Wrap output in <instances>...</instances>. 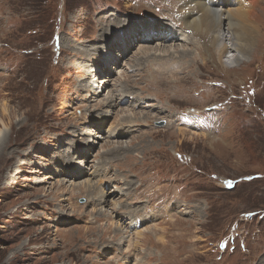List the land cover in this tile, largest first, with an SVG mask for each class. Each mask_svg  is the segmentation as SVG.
Listing matches in <instances>:
<instances>
[{
    "label": "rangeland",
    "instance_id": "rangeland-1",
    "mask_svg": "<svg viewBox=\"0 0 264 264\" xmlns=\"http://www.w3.org/2000/svg\"><path fill=\"white\" fill-rule=\"evenodd\" d=\"M185 2L0 0V264H264V0L249 6L256 42L234 69L236 52L220 57L210 29H187ZM151 22L184 28L192 44L154 58L166 34L142 33L104 68L114 35ZM97 75L103 97L84 86ZM199 113H213L215 130H190H202ZM117 201L143 239L115 233Z\"/></svg>",
    "mask_w": 264,
    "mask_h": 264
},
{
    "label": "bare ground",
    "instance_id": "bare-ground-1",
    "mask_svg": "<svg viewBox=\"0 0 264 264\" xmlns=\"http://www.w3.org/2000/svg\"><path fill=\"white\" fill-rule=\"evenodd\" d=\"M260 0H186V2L180 7V12L183 15V18L186 19V27L187 29L191 32L192 35H195V32L198 30H203V29H210L211 32H213L214 34V38L215 39V50H217L219 56H223L225 53H227L228 50H232L233 52H236V55L234 57V55H232V58L230 60V64L232 69L235 68V64L236 65H240L241 63L244 62V60H247V54L250 53V50L254 49V45L256 42V36H257V29L255 26V23L252 21L251 18V11L249 10V6H254L257 3H259ZM236 3V5H235ZM237 7V8H235ZM174 25V24H173ZM157 25L153 22L151 23H141V24H132V25H128V29L129 31L126 33V30L120 32L121 36L118 38V34L114 35V37H112L111 41L105 46L103 47L104 52L102 50V54L104 55L102 60H101V64L104 65V68H107L108 65H112L113 62L114 64H117L119 60H122L126 57V55L129 56V54H131V46L134 47L133 45V41L136 39V36H139L140 34L144 33V41H146L145 43L149 42L151 39H154V37L152 36V34L157 33L158 31H160L164 35V37L161 40V43H159V45L161 46V48L164 46V49H160L157 50L158 53L155 55H152L154 58L156 56H161L162 58L164 57L165 53H169L168 47H171L173 49V44H175L176 42H181V43H189L192 44V41L190 39V36L187 35L188 32H186V30L184 28H181V30L175 29L174 27L170 26V25H161L156 27ZM125 27V28H127ZM209 30V31H210ZM200 34V33H199ZM199 36V35H198ZM212 36V35H211ZM225 36L229 37L228 40H226ZM226 40V42L228 41V43L231 42L229 49H227L226 44H222L223 42V38ZM142 38V37H140ZM190 39V40H189ZM197 39V38H196ZM209 39V36H208ZM155 41V40H154ZM114 42V43H113ZM167 43L169 44V46H165L163 45V43ZM236 43V44H235ZM117 44L118 47L122 50V54L120 57L119 55H117V53H115L113 55V46ZM126 44V46H125ZM232 45V46H231ZM138 46V45H137ZM143 46V45H142ZM145 47V46H144ZM175 47V46H174ZM179 47V46H178ZM149 49V48H148ZM146 51V50H144ZM185 51V50H184ZM147 52V51H146ZM146 52L144 53L143 50H141V54L146 55ZM176 52V51H175ZM173 53V52H172ZM174 54V53H173ZM179 54V53H178ZM148 55V54H147ZM163 55V56H162ZM177 55V53H176ZM175 56V55H174ZM185 56V54H184ZM250 56V55H249ZM144 57V56H143ZM145 59V58H144ZM150 60V59H149ZM148 62V61H146ZM139 63V62H138ZM143 63V62H142ZM151 63V62H150ZM137 65V64H136ZM135 65V66H136ZM100 67V66H99ZM237 67V66H236ZM100 69V68H99ZM114 69V66H111V68L106 69L107 70V76L109 78H111V75L116 74L115 71L111 72V70ZM225 69V68H224ZM171 70V69H170ZM177 70V69H176ZM173 71V70H172ZM95 72V71H94ZM97 72H100L99 70H97ZM170 73V71H169ZM184 73V72H182ZM182 73H178L176 72L175 74L180 75ZM99 74V73H98ZM183 75V74H182ZM99 75L95 76L93 79H91L88 83H86V85L84 84V86H86L89 90H92V92L94 94H99L98 96H102L101 94L103 93V90L101 89V86L106 88V84H104V79L101 78V80L97 79ZM107 79V77H105V80ZM181 80V79H179ZM104 81V82H103ZM110 82V80H109ZM180 84H183V81H176L175 85L176 87H178ZM182 86V85H181ZM175 87V88H176ZM100 91V92H99ZM97 96V95H96ZM93 97V96H92ZM103 97V96H102ZM121 97V96H120ZM94 98V97H93ZM134 98V97H133ZM120 100L118 98L117 95H115V97H109L107 100L108 105L107 108L111 109L112 105H120ZM98 101V99H97ZM122 101V100H121ZM122 103V102H121ZM102 107V106H101ZM113 108V107H112ZM4 109V108H3ZM5 110V109H4ZM130 110V109H129ZM113 111H110L107 115V119L109 117H111ZM132 112V111H131ZM130 112V114H131ZM124 113V112H123ZM150 115V114H149ZM123 116V115H122ZM13 115L9 114V115H4V119L5 120H12ZM92 116H90L88 119H91ZM101 117V116H100ZM130 120L134 119L133 115L132 116H127ZM148 117V115H147ZM151 117V116H150ZM193 117V116H192ZM124 118V117H123ZM146 118V117H145ZM104 119V118H103ZM104 119V120H105ZM125 119V118H124ZM123 120V119H122ZM126 120V119H125ZM148 120V119H147ZM131 122V121H130ZM126 124V123H125ZM129 123H127L128 125ZM131 124V123H130ZM135 125V124H134ZM129 126V125H128ZM133 126V125H132ZM4 127V130L0 129V142L3 141V143H5V140L7 139V136L5 135V131H6V127ZM99 127V126H98ZM196 127V126H195ZM198 127V126H197ZM102 128V127H101ZM131 128V127H130ZM129 128V129H130ZM180 128V126H179ZM199 128V127H198ZM182 129V127H181ZM193 129L196 130V134H198L197 132H202V130H198L197 128H191L190 130L193 131ZM99 130V129H98ZM128 130V129H127ZM132 130V129H130ZM184 130V129H183ZM190 130H186V131H190ZM123 131V130H122ZM126 131V130H125ZM129 132V131H128ZM132 132V131H131ZM138 132V131H137ZM143 132V131H142ZM180 132H182V130H180ZM89 132H87V134L85 136L88 135ZM123 133V132H122ZM121 133V134H122ZM140 133V132H138ZM119 132L117 133H113V135L111 136V138L113 136L118 135ZM120 134V135H121ZM109 135V134H108ZM151 135V134H150ZM154 135V134H153ZM167 135V134H166ZM172 135V134H171ZM98 136V135H97ZM170 136V135H167ZM96 137V136H95ZM104 137V136H103ZM153 137V136H152ZM185 137V136H184ZM115 138V137H114ZM95 139V138H94ZM139 139V138H138ZM93 142V141H92ZM92 142H90V137L87 139V146L84 148H80L77 147V152L74 151V153H76L75 155L78 156L75 159L72 157V159H70V161L65 162L66 165H71L70 162H73V165L75 164L76 161H79L81 159V157L84 156L83 152L90 150V148H92ZM135 142V141H134ZM92 145V146H91ZM90 147V148H89ZM121 148V147H120ZM125 148L127 150L132 149L130 144H127V146H125ZM67 150H70V148H68ZM118 151V150H117ZM116 151V152H117ZM88 152V151H87ZM109 152V151H108ZM120 152V151H119ZM124 152V151H123ZM74 156V155H73ZM70 157V155H69ZM80 158V159H79ZM65 159V158H64ZM74 160V161H73ZM83 160V159H82ZM72 166V165H71ZM85 166V165H84ZM82 168V166H81ZM86 168V167H85ZM103 169V168H102ZM82 169H79L78 171L73 170V172H68V171H64V175H68L71 174L74 178H77L79 175H83L84 173H81ZM99 170V169H98ZM107 171V170H106ZM99 172V171H98ZM101 172V171H100ZM94 174V173H93ZM92 175V174H91ZM97 176V175H96ZM104 176V175H103ZM72 178V177H71ZM103 178V177H102ZM100 179V178H98ZM93 180V179H92ZM102 181V180H100ZM89 182H91V180H89ZM103 182V181H102ZM111 182L110 184L113 186H116V190H121L118 186L122 185V182L120 181H116L115 183H113L112 181H108ZM97 183V182H96ZM93 184V183H92ZM116 184V185H115ZM127 185L131 186V182L126 181ZM87 185L89 186L90 184L87 183ZM107 185V186H106ZM106 187L109 186L108 183H106ZM98 186V184H97ZM124 186V185H123ZM134 186V185H133ZM131 186V187H133ZM135 187V186H134ZM99 188V187H98ZM132 189V188H131ZM96 190V189H95ZM105 190V188H104ZM137 190V189H136ZM124 191V190H123ZM118 192V191H117ZM115 193L114 195H110V197H114L116 196L120 197V192L119 193ZM125 192V191H124ZM130 192V191H129ZM126 193V192H125ZM131 193V192H130ZM107 193L106 191H104L101 194V200L105 199L106 197V201H101L99 202V206H103L105 203H107ZM113 194V192H112ZM128 194V193H127ZM99 195V194H98ZM125 195V194H123ZM130 194H128L129 196ZM127 196V195H126ZM109 197V198H110ZM123 198V197H122ZM111 199V198H110ZM113 199V198H112ZM111 199V200H112ZM118 199V198H117ZM115 199V200H117ZM119 201V200H118ZM117 202L114 203L113 207L109 208V214L107 216V218L109 219V217H113L112 215L114 214H119L120 216L118 217V223L115 224V233H121V234H127L128 232H130V234L134 235L136 237V239H143L144 233L143 231H136L135 233H131L134 229H137V224H138V220L137 217H133L129 214L124 213L125 211H127L126 209H124L125 207H127L128 205L124 206V204H119ZM90 203H93V199L90 201ZM112 203V202H111ZM134 203V202H132ZM110 205V204H109ZM133 204H131L132 206ZM108 206V205H107ZM130 206V207H131ZM202 206V205H201ZM112 208V209H111ZM181 208V212H183L186 209H182ZM197 208V207H196ZM71 209V208H70ZM130 209V208H129ZM203 209V208H202ZM75 210V209H74ZM97 210V209H96ZM108 210V209H107ZM196 210V209H195ZM106 211V210H105ZM97 212L100 214L102 211L101 210H97ZM111 212V213H110ZM128 212V211H127ZM195 212V211H193ZM121 213V214H120ZM131 213V212H130ZM105 214V213H104ZM106 215V214H105ZM138 215V214H137ZM136 215V216H137ZM115 216V215H114ZM98 217V216H97ZM100 219V218H99ZM111 219V218H110ZM171 219V218H170ZM102 220V219H101ZM100 221V220H99ZM128 221H130V225L127 226ZM175 222V221H173ZM140 227V226H138ZM127 229V231L125 230ZM108 232V231H107ZM158 232V231H157ZM128 235V234H127ZM117 237V235H115ZM143 237V238H142ZM128 238V237H127ZM124 239V237H123ZM126 239V238H125ZM145 240V239H144ZM120 241V240H119ZM124 241V240H122ZM126 243V242H125ZM135 243V242H134ZM138 243V241L136 242ZM124 245L123 242H121L120 244H118V246H122ZM130 253V252H129ZM130 264V263H129ZM134 264V263H132Z\"/></svg>",
    "mask_w": 264,
    "mask_h": 264
}]
</instances>
